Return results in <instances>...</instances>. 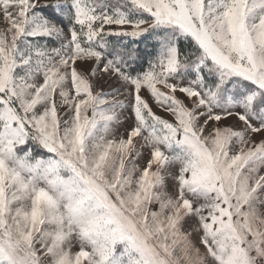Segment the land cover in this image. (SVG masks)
I'll return each mask as SVG.
<instances>
[{
    "label": "snow or ice",
    "instance_id": "snow-or-ice-1",
    "mask_svg": "<svg viewBox=\"0 0 264 264\" xmlns=\"http://www.w3.org/2000/svg\"><path fill=\"white\" fill-rule=\"evenodd\" d=\"M0 264H264V0H0Z\"/></svg>",
    "mask_w": 264,
    "mask_h": 264
}]
</instances>
